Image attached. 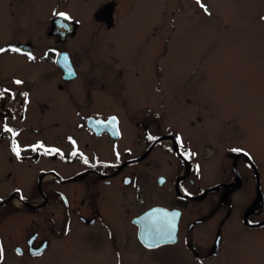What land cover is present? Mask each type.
<instances>
[{"label":"rangeland","instance_id":"obj_1","mask_svg":"<svg viewBox=\"0 0 264 264\" xmlns=\"http://www.w3.org/2000/svg\"><path fill=\"white\" fill-rule=\"evenodd\" d=\"M109 2L114 22L110 31L93 18ZM66 11L81 26L61 45L71 54H99L100 63L89 76L99 80L100 109L128 97L134 113L149 116L152 131L159 130L156 123L162 120L163 130L181 132L197 150L205 140L220 150L247 148L264 192V0H0V46L30 40L40 51L50 40L39 33L47 29L52 14ZM110 55L115 58L110 60ZM160 157L161 162L159 156L153 160L163 171L168 158ZM212 166L213 180L216 164ZM251 194L250 184L237 193L243 207L249 206ZM118 195L114 187L102 195L117 246L99 233L90 241L86 226L74 220L66 244L54 242L60 245L58 251L30 264H264V228L251 233L232 218L222 224L226 210L215 209L212 201L188 207L183 215V222H189L213 211L192 231H181L194 237L191 247L203 259L194 258L181 242L145 249L130 222L136 210L125 215ZM170 197L156 193L153 203L159 199L157 203L170 204ZM15 217L19 239L10 244L48 224L25 213ZM14 225H8V233L14 232ZM217 228L224 233L222 246L205 256L213 248Z\"/></svg>","mask_w":264,"mask_h":264},{"label":"flooded vegetation","instance_id":"obj_2","mask_svg":"<svg viewBox=\"0 0 264 264\" xmlns=\"http://www.w3.org/2000/svg\"><path fill=\"white\" fill-rule=\"evenodd\" d=\"M58 16L75 22V33L53 28ZM72 17L67 11L52 14L47 29L39 33L50 42L40 51L30 40L0 46V264H30L58 251L59 244H66L74 220L86 226L90 241L93 233H99L117 246L102 199L113 187L120 194L123 213L136 210L130 218L136 234L134 220L149 209L178 211L177 241L164 246L181 242L197 260L203 258L191 247L194 237L189 239L181 231H192L213 211L183 222L188 207L212 201L215 209L226 210L222 224L232 218L251 233L264 228L263 185L253 154L241 146L220 150L210 140L197 150L181 132L163 130L162 120L156 123L159 130L152 131L149 116L134 113L128 97L100 109L99 80L89 76V70L100 63L99 54H71L61 45L81 26ZM106 29H114V24ZM163 155L168 165L160 171L153 158L159 156L161 162ZM213 163L216 178L212 180ZM246 184L252 188L247 208L236 196ZM156 193L171 195L170 204L157 203L159 199L153 203ZM17 213L48 224L10 244L19 239ZM13 221L15 230L8 233ZM216 231L213 248L205 256H213L222 246L224 233L221 228Z\"/></svg>","mask_w":264,"mask_h":264},{"label":"water","instance_id":"obj_3","mask_svg":"<svg viewBox=\"0 0 264 264\" xmlns=\"http://www.w3.org/2000/svg\"><path fill=\"white\" fill-rule=\"evenodd\" d=\"M113 8L111 4H107L99 9L94 18L104 21L107 26H111ZM66 20V21H65ZM57 26H61L58 28ZM52 27L60 32L73 33L75 23L65 18L55 19ZM179 218L178 211L166 210L162 207H155L134 220L137 225V237L139 241L147 248H155L163 244H171L176 241L177 222Z\"/></svg>","mask_w":264,"mask_h":264}]
</instances>
